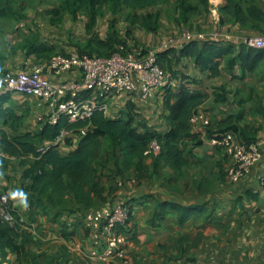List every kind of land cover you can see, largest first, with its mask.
<instances>
[{"label":"crops","instance_id":"crops-1","mask_svg":"<svg viewBox=\"0 0 264 264\" xmlns=\"http://www.w3.org/2000/svg\"><path fill=\"white\" fill-rule=\"evenodd\" d=\"M258 2L264 11V0ZM178 3L179 0H169L162 4V9L157 12L159 13L157 32H150L142 28L147 33L146 39L143 41L144 45H135L132 50L138 57L144 56L151 49L159 48L162 42L180 35L182 30L187 27L197 31L219 30L242 33L251 37L258 36L257 30L242 29L238 24L233 23L231 16H222L220 9L225 5V0H208V10L197 16H190L186 24L180 22ZM169 4H172V8ZM221 17H223V22ZM37 48L35 45V49L28 51L23 47L28 53L25 58H28V63L22 61L21 68H16V56L9 59L2 57V59L5 60L9 71L18 72L39 61H44L46 56L55 53L54 48L51 47L48 48L51 52L39 57L35 52ZM55 49L57 50L55 55H69L78 52L62 45ZM34 59L39 60L33 61ZM160 63L165 70L171 72L173 78L178 82L175 92L186 88L191 92H200L206 96L204 104L197 111V114L202 117L199 122L200 126L211 127L231 119V123L237 125L240 132L247 133L249 139L264 143V64L255 72L243 73L239 62L233 70L227 69L223 62L219 75L213 76L210 70H202L193 59L174 58L173 52L160 60ZM53 78L60 81L80 80L81 72L72 70L65 72L59 78ZM217 88L223 90L226 96L217 95L220 94V90L218 91ZM218 96L227 100L218 102L216 101ZM10 98L11 100L5 104V107L13 108L18 115H25L20 133H33L35 130H40L43 125L40 119L46 120L52 113L50 107L36 97L11 95ZM129 104L133 105L138 120H145L149 127L160 132L168 129L166 118L169 112L165 108L164 99L159 95L147 102L140 99L132 102L125 95L114 97L109 111L105 114L113 119L125 117ZM228 107L235 112L244 111L247 121H241L242 116L237 119L238 115H232L231 112L224 115L223 113L229 110ZM0 129L14 135L9 128L4 127L1 123ZM192 132L201 136L203 145L195 147L193 142L188 140L185 143L186 148L181 146L184 151L186 150L189 155L192 154L198 158H204L205 152H208L209 156L222 155L225 160L226 153L220 146L212 144L205 134ZM77 144L73 141L71 145L64 143L58 147V150L62 155H67L77 148ZM227 159H229L231 167V159L229 157ZM151 162V157H148L146 163L150 165ZM130 171L128 176L119 175L116 178V183L111 187L106 186L99 179L102 197H94L96 203L94 208L123 201L130 204L136 212L142 208L141 204L151 207V203L158 200V202L167 201L184 206L206 205L208 209L206 216L211 217L208 219L206 216L193 217L180 224L176 214L168 213L159 221L157 227L153 226L154 228L144 227V224L141 225L139 222L140 230L137 231V234L138 237L146 239L145 241L156 239L162 243L169 240L173 243L182 242L172 255L163 250L164 254L162 253L160 260H154L153 256L142 260L139 258V264H264V185L261 182V177L264 174V145L262 160L249 175L242 178L231 189L217 186L211 193L204 192L205 186H201V192H203L201 193L200 188L193 185L194 182L190 185L193 190V195L190 197L182 196L183 194L175 191L174 188L169 191V180L176 172L167 166L159 171L165 175L153 174L151 168V176L141 181L136 180L137 173L134 169ZM191 174H197V171H192ZM201 174H205V172ZM98 175L100 176V174ZM14 182L2 177L0 191L13 193L17 186V183ZM177 188H182V185ZM248 191L255 198L248 199L246 197ZM76 208L74 212L64 213L56 220L52 219L53 221L44 218L38 220L32 232L34 243L30 245L31 250L44 251L48 255L61 253L57 264H121L119 259L102 261L88 256L93 251H103V249L95 247L85 231L83 218L89 210L79 205ZM24 209H20L21 212ZM58 223L66 228L65 236L64 233H59L63 229ZM133 224L134 222H132ZM124 252L127 257L129 251ZM0 264L19 263L15 255L8 254L6 257L0 255Z\"/></svg>","mask_w":264,"mask_h":264},{"label":"trees","instance_id":"trees-1","mask_svg":"<svg viewBox=\"0 0 264 264\" xmlns=\"http://www.w3.org/2000/svg\"><path fill=\"white\" fill-rule=\"evenodd\" d=\"M225 1V5L220 9L222 16H231L233 23L238 24L240 28L259 30L264 24V11L259 5V0ZM15 2L16 0H0V18L15 15ZM156 3L157 0H62L59 9L53 13L62 15L66 12L76 18L81 9L93 10L104 4H109L113 12H117L119 6L142 9L145 12ZM178 9L181 24H186L190 16H197L208 10V0H179ZM92 19L94 20V16ZM158 20L159 13L143 14L142 28L155 33L159 28ZM221 21L223 22V17ZM98 45L103 48L107 47L108 43L99 41ZM24 48L28 51L33 50L35 45L27 44ZM35 52L39 57H43L51 50L40 46ZM171 52L174 53V58L193 59L196 65L202 70H210L213 76L219 75L223 62L229 70H233L239 62L243 73L255 72L264 64V50L237 45L192 42L179 51L175 49L164 51L159 56L160 60ZM79 53L93 56L85 50ZM88 94L85 92L83 96ZM10 96L0 95V123L9 128L14 135L0 129V153L16 159L28 157L35 159L23 173L24 188L19 193L22 204L28 209L27 219L30 223H35L40 216L50 215L53 211L55 218L60 217L74 201L89 211L96 207L94 197H102V189L95 163L105 142L107 150L114 157L118 173L123 174L134 169L139 181L150 177L151 166L146 163L148 157L154 158L152 167L156 172L165 165L176 172L178 179L190 165V160L181 146L188 140H191L195 147L203 145L201 136L192 132L191 119L204 104L206 96L186 88L165 96V108L169 114L166 118L168 129L164 132L138 121L133 105L129 104L125 117L113 119L107 117L104 112L97 111L88 121L70 124L67 117L62 116L54 125L49 122L42 123V128L38 132L20 133L25 115H18L13 108L5 107L11 100ZM85 127L89 128L87 134L78 141L77 148L71 153L62 155L55 145L44 153L39 151L42 144L54 143L63 131L78 134ZM228 131L242 134L245 139H249L247 133L240 132L239 127L231 123V119L205 127L209 140L219 138ZM240 139L244 141L241 137ZM154 142L161 146V154L157 157L145 155ZM252 142L255 140L250 139L247 143ZM66 143L71 145V139H66ZM2 164L5 168L8 167L5 159H2ZM246 197L255 198L250 191L246 193ZM156 208L157 211L150 220L154 227H157L158 222L170 212L176 214L180 224L193 217H205L208 213L206 205L184 206L167 201L158 202ZM16 217L19 219L18 215ZM206 218L211 217L207 215ZM32 243L34 238L31 232L20 225L10 226L0 221L1 256L13 254L19 264H57L59 254L48 255L44 251H32L30 248Z\"/></svg>","mask_w":264,"mask_h":264},{"label":"built area","instance_id":"built-area-1","mask_svg":"<svg viewBox=\"0 0 264 264\" xmlns=\"http://www.w3.org/2000/svg\"><path fill=\"white\" fill-rule=\"evenodd\" d=\"M217 13V10H215ZM198 43H220L222 45H237L247 48L264 50V36L251 37L240 33L199 32L184 30L179 36L161 43L159 48L149 50L144 56L138 57L126 47L120 46L109 56L80 54H56L47 61H39L18 72H7L0 75V95H23L36 97L47 104L52 113L42 123L56 124L62 116L69 123L85 122L92 118L97 111L107 113L111 101L117 96H128L130 101L136 99L147 102L156 96L165 99L168 93L178 88V82L171 72L160 64V54L170 49H183L185 45ZM79 70L80 80L60 81L53 77H61L65 72ZM89 93L83 96V93ZM202 117L197 113L192 117V129L205 134V128L199 125ZM89 128L85 127L78 134L63 131L54 143L45 142L39 147L44 153L52 145L71 143L83 138ZM220 146L231 159L228 178L232 183H239L249 175L262 160L264 143L242 141L235 132L228 131L219 138L210 140ZM161 146L154 142L145 153L157 157L161 154ZM264 185V174L261 178ZM18 215L19 219L16 217ZM132 207L123 201L112 205H102L86 212L83 218L85 231L95 247L103 251H93L88 256L102 260H117L121 264H139L126 257L124 244ZM0 221L10 226L20 225L23 229L33 232L34 228L27 226L25 219L11 203L9 194L0 191Z\"/></svg>","mask_w":264,"mask_h":264},{"label":"rangeland","instance_id":"rangeland-1","mask_svg":"<svg viewBox=\"0 0 264 264\" xmlns=\"http://www.w3.org/2000/svg\"><path fill=\"white\" fill-rule=\"evenodd\" d=\"M168 1L169 0H157V3L148 7L145 13L143 11V14H156L157 12H160L162 4L167 3ZM61 3L62 0H16L14 5L15 15L8 18H0V75L7 72H13L8 70L7 65H5V60L2 59V57L9 59L16 56V68H21L22 61L28 63V58L25 59L28 53L23 49V47L27 44H35L36 47H52L54 48L55 53L57 52L55 47L62 45L64 47L73 48L78 52L85 50L93 55L100 56L109 55L116 51V49L120 46H124L129 51L133 52L132 50L135 48V45H144L143 41H145L147 33L142 29L141 25L140 16L142 9H130L126 6H119L117 12H113L110 9L109 4H104L103 6L93 10L81 9L76 18H73L66 12L62 15L53 13L59 9ZM169 5L172 8V4ZM93 16L94 20L92 19ZM186 29L192 30L188 27L184 30ZM184 30H182V32ZM211 32H215V30H211ZM257 32H259L258 36H264V24L259 30H257ZM177 36H179V34ZM177 36H173V38ZM99 41L108 43V46L103 48L99 47ZM55 53L53 52L52 55L46 56L47 58L44 59V61L49 60L55 55ZM37 60L39 59H34L33 61ZM217 90H220V94L217 95H222L221 97L226 96V93L223 90L218 88ZM221 97L218 96L216 101L224 102L227 100L226 98ZM230 112L232 115L242 116L243 119L241 121H247V119H245L246 113L244 111L239 113L232 111L229 108V110L223 114L227 115ZM142 122H145V120ZM38 131L39 130H35L34 132ZM239 136L244 141H250V139H245L242 134ZM182 146L186 148L185 144ZM107 148L108 147L105 142L104 147L101 149L99 158L95 163V167L98 171L97 174H100V176L98 175V180L100 179L103 184L111 187L116 183V178L119 175L128 176L132 173V171H130V173H128L129 171L124 172L123 174L118 173L115 160L113 159L114 157L111 156L110 151H108ZM185 154L190 160V165L178 179H176L178 176L176 173L172 176L169 180V191H172L174 188L175 191L183 194L182 196L190 197L193 195V190L190 186L192 182H194L193 185H197L198 189L201 188V186H205L204 192L207 193H211L217 186L231 189L232 186L236 184L232 183L228 178V170L230 166L229 159H227V157H225L224 160L222 155L214 156V154H211L212 156H209L208 152H205L204 158H198L197 156L194 157L192 154L189 155L186 150ZM2 159H5L6 164H8L7 168L3 166ZM151 159L152 162L150 166L152 168V173L165 175L159 173V171L166 168V166H161L156 172L152 167L154 158ZM34 160V157L16 159L0 153V179L5 177L9 181H15L14 183H17L15 191L13 193H8L10 201L25 219L27 226H31L35 229L36 222L41 218L53 221L59 217L55 218V211H53L50 215L40 216L35 223H30L27 219L28 209L22 204L19 193L24 188L23 173L31 164L34 163ZM192 171H197V174L192 175ZM202 172H205V174H201ZM180 185H182V188H177ZM199 190L201 192V189ZM157 203L158 200L153 201L151 203V207L141 204L142 208H139L136 212L134 208H132V217L129 223L130 231L125 235L126 240L124 244V251H129V253L127 252V257L136 259L135 261L139 263L140 259L151 258L152 256L154 257V260H160L163 250L165 253L172 255V253H175L178 249V246L182 244L181 241L173 243L170 240L164 243H162V241H157L156 239L152 241H145L146 239L144 240L143 238L138 237L137 231L140 230L139 222L141 225L144 224V227L151 226L154 228L150 223V220L157 211ZM77 205L78 204L74 201V203L70 205L69 209L65 210L62 214L74 212L77 209ZM22 208L25 209L21 212L20 209ZM170 213L174 214L172 212ZM132 222H134L133 225ZM60 228L63 230H60L59 233H64L65 236V233H67L66 228L61 225ZM57 254L60 255L61 253L58 252Z\"/></svg>","mask_w":264,"mask_h":264}]
</instances>
